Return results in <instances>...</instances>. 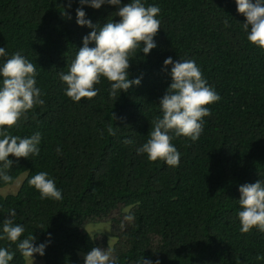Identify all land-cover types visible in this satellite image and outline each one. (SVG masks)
<instances>
[{"label":"trees","instance_id":"1","mask_svg":"<svg viewBox=\"0 0 264 264\" xmlns=\"http://www.w3.org/2000/svg\"><path fill=\"white\" fill-rule=\"evenodd\" d=\"M151 4L161 9L157 47L147 56L136 49L128 70L130 79L142 76L141 84L110 97L101 78L97 96L74 103L58 74L68 71L91 31L76 24L79 0H0V47L36 65L45 101L10 129L20 137L40 132L42 139L39 156L9 157L12 180L0 187L26 175L15 193H0V228L15 209V222L25 228L21 239L33 235L39 244L50 235L45 254H34L44 264H84L94 247L111 249L118 264L143 257L153 264H264L257 260L264 233H241L237 215L239 187L264 179V51L248 42L234 0H146ZM117 10L84 6L100 25L118 22ZM168 57L193 59L221 97L209 105L199 140L172 139L181 154L174 168L135 151L160 115L171 83L162 71ZM110 123L120 127L116 136L107 133ZM41 171L62 190L61 200L42 199L29 184ZM100 222L110 223L113 245L104 234L88 233V224ZM0 246L15 253L10 264H25L15 243Z\"/></svg>","mask_w":264,"mask_h":264},{"label":"clouds","instance_id":"2","mask_svg":"<svg viewBox=\"0 0 264 264\" xmlns=\"http://www.w3.org/2000/svg\"><path fill=\"white\" fill-rule=\"evenodd\" d=\"M234 2L237 12L245 17L242 27L248 42L264 51V0ZM79 4L76 24L91 31L82 38L83 46L78 49L68 71L58 74L65 86V95L74 103L81 102L82 98L91 100L99 93L95 85L101 82V78L109 82L110 97H119L122 92L139 86L142 76L129 78L130 57L136 49H141L147 56L157 47L154 38L161 28L160 7L156 4L145 6L146 0H129L126 4H122V0H79ZM85 5L93 9H100L103 5L115 6L118 10L113 14L120 19L94 24L86 17ZM225 26H229L227 21ZM168 66H171L170 71ZM162 71L171 77V83L160 99V115L151 122L148 139L135 151L137 155H146L150 162L160 160L174 168L179 166L181 154L171 143L172 139L183 136L193 142L199 140L204 130V118L211 115L209 105L221 97L193 59L174 61L168 57L163 62ZM37 75L36 65L20 51L9 56L6 48L0 47V181L5 183L12 180L8 174L13 165L10 155L18 159L40 154V132L27 137L10 134L11 128L27 119L30 110L45 103L37 86ZM118 129L120 127H113L110 123L107 133L116 136ZM122 143L134 145L135 141L125 138ZM56 152L60 155L62 149L58 146ZM29 184L42 199L59 201L63 198L62 190L47 172H38ZM239 193L237 215L241 233L253 229L264 233V179L241 185ZM15 216V209H9L8 216L2 221L0 240L15 243L20 254L34 264V254L43 256L51 237L49 235L47 242L39 244L34 243L36 237L33 235L21 239L25 228L15 222ZM126 219L131 220L132 216ZM14 256L8 247L0 246V264H10ZM257 260H264V255L258 256ZM84 264H118V260L111 249L94 247L85 255ZM140 264H153V261L143 257Z\"/></svg>","mask_w":264,"mask_h":264},{"label":"rangeland","instance_id":"3","mask_svg":"<svg viewBox=\"0 0 264 264\" xmlns=\"http://www.w3.org/2000/svg\"><path fill=\"white\" fill-rule=\"evenodd\" d=\"M25 175H26L25 173L21 174L12 184L6 185L4 187H0V193L1 194L15 193L18 190ZM86 229L91 236H94L96 234L106 235L110 245H113L116 241V238L111 234L110 223L108 222L91 223L86 226ZM25 264H31V262L25 259ZM34 264H44V263L42 260L34 258Z\"/></svg>","mask_w":264,"mask_h":264}]
</instances>
